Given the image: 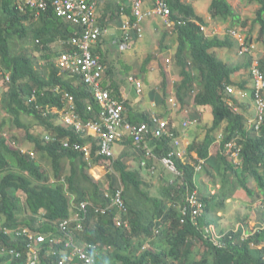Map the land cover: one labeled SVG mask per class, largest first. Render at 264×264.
<instances>
[{
    "label": "trees",
    "instance_id": "1",
    "mask_svg": "<svg viewBox=\"0 0 264 264\" xmlns=\"http://www.w3.org/2000/svg\"><path fill=\"white\" fill-rule=\"evenodd\" d=\"M130 1L128 4L118 3L116 7L111 4L113 8H109L107 2L102 5L99 2L98 8H106L101 14L98 10L100 25L108 29L123 6L131 15ZM248 1L260 4L255 23L260 24V39L264 42V0ZM25 4L26 0H0V71L10 75L8 80L4 79L8 88L2 86L0 91V100L4 101L7 113L5 118L0 117V215L10 226L22 225L34 231L59 234L61 230L57 223L72 214L75 203L90 200L106 206L111 197L103 194L100 184L89 174V160L85 154L64 146L67 138L80 143H85L86 139L73 128L63 126L60 113L53 108L64 109L68 102L65 94L73 98L77 113L85 120L97 119L101 106L79 74L62 71L54 60L69 50L67 43L81 35L85 26L57 15L51 1L49 7L40 13ZM169 5L173 19L183 22L177 23L173 30L165 27L160 43L162 50H167L170 47L162 42L169 34L176 36L174 61L182 79L175 83V97L183 108L191 105L211 108L213 123L203 141L189 146L198 157L187 162L174 156L184 175L175 176L173 183L163 186L160 196L154 197L145 189L139 169L134 170L121 160L115 161L114 172L109 176L116 181L111 183L110 193L116 191L119 183L124 186L127 211L122 214L129 225L116 224V207L100 213L89 206L83 231H77L76 238L81 245H88L94 264H264V226L246 239L242 238V226L219 229L218 244L207 230L215 221L210 212L218 209L217 206L225 208L226 199L238 188H244L249 195L255 194L248 184L251 177L257 182L260 199L264 202V122L256 130L254 125H249L253 114L245 115L228 105L227 87L240 85L247 89L246 82L233 80L234 73L242 66L226 62L217 52L219 48L235 45L236 40L228 30L237 28L226 27L224 38L216 34L210 36L202 30V26L207 25L206 18L192 3L169 0ZM209 9L216 20L230 21L232 25L240 22V15L229 0H211ZM106 38L103 36L94 45L95 54L104 55ZM15 41L20 46L17 52L14 50ZM35 54L43 61L42 68L37 66ZM153 58L154 55H149L144 66ZM104 61L108 64L105 57ZM260 63L264 71V57ZM112 72L113 68L108 67L104 85L113 95L123 99L121 84L111 78ZM163 82V95L155 90L152 97L165 104L169 94L166 78ZM32 96L34 100L30 99ZM126 103L130 105L129 99L125 100ZM89 105H93L95 111L88 110ZM23 115L29 116L43 130L35 131L34 123L24 121ZM127 117L133 123L152 121L151 114L145 111L140 114L130 112ZM9 122L16 124L18 130H26L27 140L33 143L34 149L24 151L12 146L19 139L7 135ZM217 131L222 136L220 143L215 142L217 136L214 133ZM47 133H51L52 139H45ZM150 137L149 146L159 156L173 150L172 137ZM231 140L237 144L233 150L239 148L234 157L226 148ZM44 159L51 163L50 171L44 167ZM200 160L203 163L197 170ZM202 172L219 176L223 191L213 195L200 191L198 176ZM195 189L199 190L198 196L203 204L198 226L194 224L190 211L186 215L183 213L187 190ZM21 196L25 197V204ZM156 228L159 229L157 233ZM198 242L205 247L200 258L196 256ZM27 243L23 238L0 233V264H29L31 253ZM53 248L56 247L44 243L38 249L36 264H56L61 255H52ZM57 249L63 247L57 246ZM11 251H22V255L15 256Z\"/></svg>",
    "mask_w": 264,
    "mask_h": 264
},
{
    "label": "built area",
    "instance_id": "2",
    "mask_svg": "<svg viewBox=\"0 0 264 264\" xmlns=\"http://www.w3.org/2000/svg\"><path fill=\"white\" fill-rule=\"evenodd\" d=\"M49 1L56 10L57 15L72 22L82 24L85 26V31L81 35H76L67 44L70 45L68 51L61 53L57 58V66L62 71L70 73H77L82 80L90 87L94 97L100 104V111L97 114V119H83L76 111L73 98L69 94L67 105L62 111L58 108H53V111L60 113L61 124L65 127L73 128L84 138L97 137L99 143V153L112 158L114 155L113 144L120 140L123 135L130 136L136 146L141 148L145 153V160L143 166L149 167L151 171L156 169V164L149 165L148 159H158L162 165L169 171L182 174L179 170L174 156L183 158L184 152L181 150V141L175 138L173 150L163 156H157L153 148L149 146L148 140L152 136H173L169 129V124L163 117L152 115L151 122L144 121L141 123H133L125 116V105L122 100L113 95L112 91L104 85V80L108 72V64L100 54H95L93 51L96 45L103 36L106 35L107 29H104L99 23L98 6L99 2L96 0H26V6L38 10V13L45 11L49 7ZM132 10L131 15L127 14L126 8L123 6L118 12L117 16L121 17L122 34L119 37L112 39V45L117 47L120 51H126L132 48L136 36L141 38L144 36V22L151 17H158L162 20L164 27L173 30L177 23L182 24V21H176L172 17V9L169 5V0H131ZM202 30L206 31L203 25ZM135 35H134V34ZM231 36L239 40V54L250 55L253 57L251 65L252 75V93L247 89L229 85L227 93L229 95L227 102L233 109L238 110L236 101L233 97H238L239 101L251 95L255 102V116L250 119L255 125L256 129H260L264 122V71L260 67V60L264 55V48H261L254 41H247L239 31L236 29L228 30ZM3 74L0 75V80ZM4 79H9V74H6ZM134 79V78H132ZM136 89L138 93L143 91V81L135 80ZM2 82H0V88ZM34 99V97L32 98ZM169 103L176 107L178 102L175 97L169 98ZM88 110L95 111L93 105H89ZM191 121L185 122L188 125ZM52 135L47 134L46 140H50ZM220 138L222 136L220 135ZM235 140H231L226 145V148L232 157L238 154L239 148L236 147ZM64 146L80 150L89 156L91 147L88 143L82 144L80 142H71L69 138L64 140ZM197 170H200L203 160L200 161ZM198 191H188L186 202L183 209L184 215L189 211L193 215V221L198 223V217L202 214L203 204L199 199ZM89 202L82 201L79 205V210L83 213L76 212L71 218L61 220L57 226L61 230L59 234L54 231L40 232L34 231L28 226L15 225L10 226L6 224V220L0 217V233L10 235L16 239L23 238L26 240L27 246L30 249L29 264H36L38 261V249L44 243H50L51 246L56 247L51 251L52 255L60 254L61 258L56 264H66L73 260L75 256L81 259L86 264H93L94 259L90 257L85 248L79 244L76 238V232L82 226V221L87 215ZM116 206L120 214L117 216V224L119 226H128L129 221L125 220L121 215L127 211V207L123 198V189H118L111 197L109 204L106 207H95L97 211L106 212L109 207ZM44 221V220H43ZM184 221V218L182 219ZM76 223V224H73ZM158 232V230H157ZM78 241V242H77ZM57 246L63 247L58 250ZM60 248V247H59ZM22 251H11L12 254L20 257Z\"/></svg>",
    "mask_w": 264,
    "mask_h": 264
},
{
    "label": "crops",
    "instance_id": "3",
    "mask_svg": "<svg viewBox=\"0 0 264 264\" xmlns=\"http://www.w3.org/2000/svg\"><path fill=\"white\" fill-rule=\"evenodd\" d=\"M102 1V0H101ZM101 1L100 5H102ZM107 3H109V8L114 6L116 7L118 3H126L128 4L130 0H104ZM112 1L114 2L113 5ZM187 2H190L194 5L196 11L202 15L203 17L206 18L207 21V31L210 36L212 35H218L220 37H225L227 34L226 31V23L222 22L220 20H217L218 23L222 24L224 27V31L222 33H217V29L215 31H211V25H209V19H213L216 22V19L212 17L211 13L208 14V17L204 16L199 12V9L197 8V3L194 0H185ZM131 2V1H130ZM106 3V4H107ZM99 5V7H100ZM113 8V7H112ZM99 13L105 12L106 8H98ZM1 11V10H0ZM110 12V11H109ZM107 19V18H106ZM146 21H149L146 27L144 28V32L146 31L145 36H147L145 39L141 40V38L137 37L135 38L134 45L133 47L128 50L121 52L119 51L116 47H112L111 45V40L113 37H119L122 34L121 30V24L122 21L119 17H114L111 23L108 26V31L109 35L107 34V38L104 43V57L107 59L109 67L113 68V72L111 74V78L117 81L118 83L121 84V92L122 96L127 100L129 99L130 105L126 103V115L128 116L130 112L138 113L140 114L142 111L149 112L152 115H157L161 116L169 121L170 124V129H172V132L175 134L176 137H178L181 140L182 144V149H186L185 154L183 155L184 157L182 158L183 161H191L192 157H198V154L196 151H190L189 146L193 144H198L203 139L206 137L208 133V127L211 126L210 123L206 124L208 127L205 132L201 133L200 129V123L205 122L204 120V110L206 108L202 107H197L195 105H191L189 108H183L179 102L178 107H173L167 100L168 108L163 109L161 107L160 102L156 100V98L148 96V87L151 86L150 90L156 84L154 82H157V79L155 80L154 78L158 77L160 75V72L163 73L165 72V75H163L162 80L166 78L167 81H172L171 86H168V97L174 96L175 93L173 91L172 85L173 83L180 81L182 79V76L179 74V68H174L172 71L169 70L165 67V62L163 59L160 58V56L152 59V61L145 65V59L146 56H149L148 54L150 51L149 49L152 47L153 52L151 55H155L154 52L159 49L158 44L160 45L162 37L165 32V27L163 25V22L161 19L158 17H151L148 18ZM219 24V25H220ZM113 28L117 30L116 33H112L110 35V29ZM222 28V29H223ZM134 34V33H133ZM148 34V35H147ZM135 35V34H134ZM172 35V36H171ZM222 35V36H221ZM160 36V38H159ZM170 36V37H169ZM167 38H172V42L176 43L175 47L173 48V52H170V54L173 56L176 52V36L173 34H169ZM171 42V43H172ZM169 43V41H168ZM237 41L235 42V44ZM111 46V47H110ZM174 46V45H173ZM171 48V47H170ZM169 48V49H170ZM167 49V52L168 50ZM221 52L218 53L219 57H221L223 60H225L228 63L231 64H236V65H241L242 68H240L237 72L234 73L233 79L237 82H246V86L250 87L251 85V78H250V70L248 73H246L245 70V65L246 63L244 61H236V58L242 57L239 55L237 50L232 49L231 47H223L220 48ZM219 50V51H220ZM148 55H147V54ZM118 56L119 54V60L114 56ZM157 54V53H156ZM175 56V55H174ZM250 57L247 56L246 60H249ZM136 60V61H135ZM238 60V59H237ZM232 61V62H230ZM234 62V63H233ZM137 67H136V66ZM164 65V66H162ZM167 70V71H166ZM242 70V71H241ZM124 72V73H123ZM127 73V76L126 74ZM167 73V74H166ZM132 74V75H131ZM127 77V79H125ZM135 77L137 79H141L144 82V93L143 95H139L136 90H135V85L133 84L132 78ZM165 77V78H164ZM110 78V80H111ZM159 82V81H158ZM249 82V83H248ZM127 83H129L130 89L128 90ZM153 83V84H150ZM150 84V85H149ZM169 85V84H168ZM237 87H240V85H236ZM245 102V103H244ZM248 102H251L250 99L246 100H241L239 101V104L241 107L244 109L245 115H250L253 114L254 110L251 108L250 110H247L246 105ZM165 103V104H166ZM157 108V109H156ZM160 108V109H159ZM195 109V110H194ZM211 111V116L213 119V113L211 108H207ZM165 110V111H163ZM193 110V111H192ZM200 110V111H199ZM191 121L188 125H185V122ZM203 120V122H202ZM202 134V135H201ZM215 136H217V140L215 141L216 143H220V134L217 132L214 133ZM87 143L91 147V155H90V160H89V169L92 168V173L89 172V174L93 177V179L100 184L101 191L102 193L107 196L111 195L109 194L112 191L111 188V183H113V180L116 181V178L114 177L110 178V173L113 174L114 168H113V163L117 160H121L125 162L130 168L136 170L139 169L142 173V177L144 180V187L147 189L151 195L154 197L160 196L161 195V189H163V186L166 184L169 185L173 179H175V176L173 173H170L167 171V169L157 160H152L151 158L149 159L148 163L151 165L152 163L156 164V169L154 171H151L149 167L143 166V160H145L146 156L144 151L141 148H138L132 141V138H130L128 135H123V137L118 140L117 142L114 143L113 146L116 147V149H113L114 151V157L111 159H107L106 157L102 156L99 154V143H98V138L91 137L87 140ZM149 143V142H148ZM214 146L211 147L212 152H214ZM153 151L155 154L158 156L156 151L153 148ZM184 152V150H183ZM145 170L147 172H145ZM169 180V181H168ZM201 182L198 181V184ZM203 184V183H201ZM121 183H119V186ZM206 192V190H205ZM207 193V192H206ZM233 196V195H232ZM230 196V197H232ZM229 197V198H230ZM170 203V200H169ZM226 208V207H225ZM247 220V219H246ZM214 224V223H213ZM220 231V230H219Z\"/></svg>",
    "mask_w": 264,
    "mask_h": 264
},
{
    "label": "rangeland",
    "instance_id": "4",
    "mask_svg": "<svg viewBox=\"0 0 264 264\" xmlns=\"http://www.w3.org/2000/svg\"><path fill=\"white\" fill-rule=\"evenodd\" d=\"M194 1H196V3H197V8L199 9V12L201 14H203L204 16L208 17V14H210V11H209L210 9L209 8H210L211 0H194ZM229 1L231 2L233 7L235 8V11L237 12V14L240 15V22L237 23L236 25H232V23L230 21H228V22H225L226 26L227 27L228 26L229 27L232 26V27L237 28L236 31H239L240 34L243 37H247L248 39L258 43V45L260 47L258 52H260L261 48L264 47L263 46L264 42L261 41V39H260V24L259 23H255V19H256V16H257V10L259 9L260 4L258 2H249L248 0H229ZM105 2L106 1H104V0L101 1L102 4H104ZM113 3L114 2L112 1V4ZM119 18L121 19V17H119ZM222 22H224V21H222ZM148 23H149V21H145L144 22V26L147 25ZM209 23H210L209 25H211V27H212L211 31H215V29H217V31H215L217 33H222L224 31V28H223L224 26L222 24L218 23L217 20L215 22L213 19H209ZM244 23H246V24H244ZM113 32L116 33L117 30L111 28L110 29V35ZM107 33L109 35V31H107ZM145 34H146V31L144 32V36H143V38L141 40H143V39H145L147 37V36H145ZM159 38H160V36H159ZM168 41H169V43H168ZM236 41H238V40H236ZM171 42H172V38L171 39L170 38H165V40L162 42V45H164L166 47L168 46V48L171 47L168 50V52H167V50H164V51L162 50L161 44L160 45L158 44L159 49H157L154 52V54H155L154 56H156V57L160 56V58L164 60V62H165V67L164 68L165 69L167 68L168 71L169 70L172 71L174 68H176V69L178 68L177 65L175 64V61H174V55L175 54L173 56L170 54V52H173V48L175 47L176 43H174V42L171 43ZM238 43H240V42L238 41ZM238 43H236L231 48L238 51L239 50ZM19 48H20V46H19L18 42L15 41V45H14L15 52H17L19 50ZM32 50L34 51L35 49H32ZM219 50H220V48L217 49L218 53L221 52V50L220 51ZM149 51L150 52L148 54L151 55L152 52H153V48L151 47L149 49ZM37 56H38V54L37 55L35 54V56H34V58H35V60L37 62V66L42 68L43 61L41 60V58H39ZM114 56L119 60L118 57L121 56V55L119 54L118 56H116L114 54ZM147 57L148 56H146V59H147ZM246 58H247V56H242L240 58L238 57V58H236V61H234V62H237V61H241L242 62V61H244L246 63V65L244 67L245 68L244 71H246V73H248L249 70H251V68H252L251 64H252L254 59L251 60V58H249V60H246ZM54 60H55V62H57L56 59H54ZM230 62H232V61H230ZM162 66H164V65H162ZM108 67H109V65H108ZM161 72H160V75H158V77L154 78L155 80L157 79V82H154L156 84V86H154L152 88V90H150L151 86H147L149 88L147 90L148 93H149L148 96H150V97H152V93L155 90L158 93H160L161 95H163V93H164V86H163L164 82L162 80L164 73H161ZM125 74L127 76V73H125ZM125 79H127V77ZM171 82L172 81H170V80L167 81V90H168V86L169 87L171 86ZM175 83H173V85H172L173 89H174ZM150 84H153V83H150ZM126 86H128V90H129L130 89L129 83H127ZM247 98L250 99L251 96L249 95ZM161 107L166 110V108H168V104L167 103L166 104H161ZM251 108L252 107L247 105V110H250ZM165 110H163V111H165ZM253 114H254V112H253ZM6 116H7V113L4 110V101L0 100V117L1 118H3V117L5 118ZM22 119L24 121H26V122L34 123L35 131L43 130V127L40 128L36 124V122H34V120H32L29 116L23 115ZM59 119H60V117H59ZM204 120H205V122H203V120H202L203 123H200V129L202 130L201 133L206 131V129L208 127L206 124L208 123V125H209L213 121L212 116H211V111L209 109H207V108L204 110ZM204 126L206 127V129H205ZM6 130H8L7 133H8L9 136L13 135V137H18V139H19L18 142L14 143V145L11 144L12 146L20 147L23 150H32V149L35 148L33 143L31 141L27 140L28 139L27 138V132H26L25 129H19L18 130L16 124H14L12 122H9V126H7ZM113 149H116V147L113 146ZM214 151H215V149H214ZM211 152H212V150H211ZM35 155H36V157H38L39 154L35 153ZM229 157H230V155H229ZM43 164H44V167L47 168V170H49V171L51 170V163L49 162L48 159H44L43 160ZM89 170H90L89 172H91L92 168L89 169ZM145 172H147V171L145 170ZM248 180H249V183H248L249 187L254 189L255 194H253V195L250 194L249 195V194H247V192H245L244 188H238L232 197L226 199V201H225L226 208H220L219 206H217L218 209L210 212V217L215 219L214 224L212 225L213 226L212 228H214L216 231H218L219 229H221L222 231L223 230H228V229H230L232 227H237L239 225H244L241 221H245L246 219L248 220V224L245 225V227L247 229H249V230L253 229V231H256V229H257L256 226H258L259 228H263V226H264V204H261V199H260L262 196L260 194V191H259V188H258V184L255 181V179L253 177H251ZM198 181L203 183V184H201V183L199 184L200 191H202V192H205V189H206L207 193L213 195V194L221 193L223 191L222 183L220 181L219 176H214L213 177V176H210V175L206 174L205 172H202L198 176ZM227 191H229V190H227ZM263 195H264V193H263ZM21 199H22V203L25 204V197L21 196ZM261 206H262V208H261ZM252 218H253V220H252ZM196 248L198 249V253H197L196 256L198 258H200V256L203 253L205 247H204L203 243L198 242L196 244Z\"/></svg>",
    "mask_w": 264,
    "mask_h": 264
},
{
    "label": "clouds",
    "instance_id": "5",
    "mask_svg": "<svg viewBox=\"0 0 264 264\" xmlns=\"http://www.w3.org/2000/svg\"><path fill=\"white\" fill-rule=\"evenodd\" d=\"M131 10H132V8H131ZM118 17V16H117ZM205 26V25H204ZM145 27V26H144ZM206 27V26H205ZM108 31V30H107ZM207 34H208V31H207V28H206V31H205ZM108 33H106V35H107ZM105 35V36H106ZM104 36V37H105ZM231 36V35H230ZM107 37V36H106ZM234 40H238L237 38H235V37H233V36H231ZM114 38V37H113ZM112 38V39H113ZM246 38V40L247 41H252V40H250V39H248L247 37H245ZM239 41V40H238ZM238 41H237V43H238ZM111 43H112V40H111ZM258 44V43H257ZM112 45V44H111ZM134 45V44H133ZM113 46V45H112ZM263 46H264V44H263ZM113 47H115V46H113ZM133 47V46H132ZM238 47H240V44L238 43ZM117 48V47H116ZM264 48V47H263ZM118 49V48H117ZM130 50V49H129ZM120 51V50H119ZM126 51H128V50H126ZM121 52H124V51H121ZM238 53H239V50H238ZM240 55V54H239ZM102 56V55H101ZM241 56H248V57H250L251 58V60L253 59V57L252 56H250V55H241ZM103 57V56H102ZM263 57H264V55H263ZM262 57V58H263ZM58 58V57H57ZM104 58V57H103ZM261 58V59H262ZM57 60V59H56ZM107 63V62H106ZM261 64V63H260ZM252 65V64H251ZM3 73H5V74H9L8 72H6V71H4V70H1L0 71V75H2ZM4 77L5 76H2V78H1V80H0V82H2V86H5V83H4ZM9 78H10V75H9ZM134 79H132V81H133V84L135 85V89H136V83H135V80H138L137 78H135V77H133ZM250 78H251V85H250V87H247V90L250 92V90L252 91V75H251V70H250ZM5 80H8V79H5ZM139 80H141V79H139ZM142 81V80H141ZM1 86V87H2ZM236 86V85H235ZM6 88H8V85L7 86H5ZM108 88V87H107ZM242 88V87H241ZM110 89V88H109ZM246 89V88H245ZM111 90V89H110ZM0 91H1V88H0ZM136 92H137V89H136ZM138 93V92H137ZM143 93H144V82H143V91H142V93H138L139 95H143ZM251 96V95H250ZM170 97H172V96H170ZM170 97H168L167 98V100H168V102H169V98ZM173 97H175V96H173ZM33 98V96L30 98L31 100H34V99H32ZM118 98V97H117ZM176 98V97H175ZM238 98V97H237ZM120 99V98H119ZM233 99L235 100V97H233ZM247 99V97L244 99V100H246ZM120 100H122L123 102H124V105H125V98L123 97V99H120ZM176 100H177V98H176ZM241 100H243V99H241ZM240 100V101H241ZM236 101V105L238 106V110H235V111H237V112H240V113H242V112H244V109H243V107H241L240 106V104H239V99L238 100H235ZM250 101L251 102H248L247 103V105L248 106H250V107H252V109H254V114L252 115V116H250V118H249V125L250 126H252V125H254L252 122H250V119H253L254 118V116H255V112H256V108H255V102H254V100L252 99V97L250 98ZM177 102H178V106L180 105L179 104V101L177 100ZM228 103V102H227ZM245 103V102H244ZM229 105V104H228ZM247 105H246V108H247ZM178 106H176V107H178ZM231 107V106H230ZM54 108H56V107H54ZM175 108V107H174ZM125 116L127 117V115H126V105H125ZM161 117V116H160ZM127 119H128V117H127ZM165 119V118H164ZM129 120V119H128ZM167 120V119H166ZM168 121V120H167ZM168 124H169V121H168ZM254 128H255V125H254ZM169 129H170V124H169ZM256 129V128H255ZM171 130V129H170ZM256 130H259V129H256ZM172 131V130H171ZM173 133V132H172ZM47 134H51V133H47ZM46 134V135H47ZM7 135H8V133H7ZM45 135V136H46ZM130 137V136H129ZM169 137H172V147L174 148V144H175V138H178V137H176L175 136V134L173 133V136H169ZM131 138V137H130ZM86 139V142L85 143H87V140L89 139V138H85ZM221 139V138H220ZM133 140V139H132ZM180 140V139H179ZM118 141V140H117ZM116 141V142H117ZM181 141V140H180ZM85 143H82V144H85ZM133 143H134V141H133ZM182 143V142H181ZM149 144V143H148ZM114 145V144H113ZM136 145V144H135ZM180 147H181V149H182V144H180ZM184 150V153L186 152V149H183ZM24 151H28V150H24ZM77 151H80V150H77ZM80 152H82V151H80ZM114 152V151H113ZM84 153V152H83ZM85 154V153H84ZM100 154V153H99ZM90 155H91V153H90ZM90 155L89 156H86V158L88 159V160H90ZM100 155H102V154H100ZM102 156H104V155H102ZM159 156V155H158ZM104 157H106V156H104ZM113 157H114V155H113ZM112 157V158H113ZM160 157V156H159ZM107 159H110V158H108V157H106ZM111 158V159H112ZM179 158H181V157H179ZM157 159V158H156ZM182 159V158H181ZM155 160V159H154ZM158 160V159H157ZM148 161H149V159H148ZM159 162H160V160H158ZM201 161V160H200ZM161 163V162H160ZM177 163V162H176ZM201 163V162H200ZM162 164V163H161ZM146 167V166H145ZM179 168V167H178ZM167 169V168H166ZM197 169V168H196ZM180 170V169H179ZM167 171L168 172H170V173H173V172H171V171H169L168 169H167ZM181 171V170H180ZM182 172V171H181ZM174 175H176V176H182V175H184L183 174V172H182V174H176V173H173ZM174 182V179L171 181V183H173ZM118 189H123V191H124V186L121 184L120 186H118L117 188H116V191L114 192V193H109V194H111V195H108L107 194V196H109V197H112L116 192H117V190ZM195 190H197L198 191V193H199V190L198 189H195ZM188 191H190V190H187V193H188ZM192 191H194V190H192ZM186 197H187V195H186ZM82 201H87V202H89L90 204H89V206H92V208L96 211V212H100V213H107L110 209H112L113 207H116V206H112V207H109L107 210H106V212H101V211H97V209L95 208V207H106V206H103V205H99V204H95V203H93L92 201H90V200H82ZM82 201H79V202H77V203H75V207H74V209H73V212H72V214L69 216V217H67V218H71V217H73L75 214H76V212H79V213H82L80 210H79V205L81 204V202ZM110 202V201H109ZM261 204H264V202H262V200H261ZM89 206H88V209H87V212L86 213H88V210H89ZM261 208H262V206H261ZM116 209H117V214H116V216H115V222H116V224H117V221H116V219H117V216L120 214V211H119V209L116 207ZM119 211V212H118ZM83 214V213H82ZM42 216L44 215V213H42L41 214ZM122 216H123V214H121ZM0 217H1V215H0ZM124 217V216H123ZM87 218V215H86V217H85V219ZM85 219L82 221V226H83V228H84V222H85ZM252 220H253V218H252ZM244 225H239V226H242L243 227V234H242V238H244V239H246V238H248L251 234H253L254 232H256L258 229H260L258 226H256L257 227V229H256V231H253V229L252 230H249V229H247L246 227H245V225H247L248 224V220H245V221H241ZM73 224H76V223H73ZM194 224L195 225H197L198 226V223H195L194 222ZM118 225V224H117ZM213 224H211V226H209L208 227V229L207 230H209V235H210V237H211V239L212 240H214V242L215 243H219V238H220V232H218V231H216L214 228H212L213 226H212ZM119 226V225H118ZM239 226H237V227H239ZM83 228H81L79 231H83ZM157 230L159 231V229L158 228H156V233H157ZM78 242V241H77ZM79 244H80V242H78ZM84 248H85V250L88 252V250H87V248H88V245L87 244H84V245H82ZM252 246H253V244H252ZM259 246V245H258ZM261 246V245H260ZM259 246V247H260ZM88 254L90 255V257H92V255L88 252ZM16 256V255H15ZM61 258V257H60ZM59 258V259H60ZM93 258V257H92ZM94 259V258H93ZM58 262V261H57ZM86 264L84 261H82L81 259H78L77 258V256H75L74 258H73V260L72 261H70V262H67L66 264ZM93 264H94V261H93Z\"/></svg>",
    "mask_w": 264,
    "mask_h": 264
}]
</instances>
